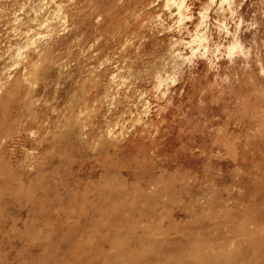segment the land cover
<instances>
[{
	"label": "rangeland",
	"instance_id": "obj_1",
	"mask_svg": "<svg viewBox=\"0 0 264 264\" xmlns=\"http://www.w3.org/2000/svg\"><path fill=\"white\" fill-rule=\"evenodd\" d=\"M0 90V264H264V0H0Z\"/></svg>",
	"mask_w": 264,
	"mask_h": 264
},
{
	"label": "bare ground",
	"instance_id": "obj_2",
	"mask_svg": "<svg viewBox=\"0 0 264 264\" xmlns=\"http://www.w3.org/2000/svg\"><path fill=\"white\" fill-rule=\"evenodd\" d=\"M172 1H176V0H172ZM225 1H226V0H225ZM202 21H203V20H202ZM239 25H240V24H239ZM224 26H225V25H224ZM197 35H198V34H197ZM198 36H199V35H198ZM198 36H197V37H198ZM198 38H199V37H198ZM194 39H195V38H194ZM202 39H203V38H202ZM205 39H206V38H205ZM201 41H203V40H201ZM201 41H200V42H201ZM188 43H189V42H188ZM194 43H196V42H194ZM202 43H203V42H202ZM202 43H201V44H202ZM196 44H197V43H196ZM235 44L237 45V42H236ZM231 46H232V45H231ZM237 46H238V45H237ZM239 46H240V45H239ZM239 46H238V47H239ZM199 47H200V46H199ZM232 47H233L232 50L234 49V50L236 51L237 47L234 46V45H233ZM198 50H199V49H198ZM207 50H208V49L206 48V50H204V51H207ZM195 52H196V51H195ZM233 52H234V51H233ZM193 53H194V52H193ZM235 53H236V52H235ZM206 54H207V53H206ZM216 55H217V54H216ZM232 56H233V55H232ZM39 57H40V56H39ZM188 59H189V58H188ZM3 72H4V71H3ZM3 72H2V74L4 75L6 72H5V73H3ZM8 73H9V72H8ZM2 77H3V76H2ZM12 77H13V76H12ZM10 78H11V76H10ZM8 80H10V79H8ZM1 90H2V89H1ZM1 90H0V91H1ZM68 126H69V125H68ZM68 126H67V127H68ZM69 128H70V127H69ZM64 129H65V128H64ZM64 129H63V130H64ZM65 130H66V129H65ZM106 131H108V130H106ZM106 131L104 132V134H107ZM108 132H109V131H108ZM62 134H63V133H62ZM62 134H61V133H60V134L57 133L56 135L59 136V135H62ZM109 134L111 135L110 132H109ZM109 134H108V136H110ZM58 136H56V138H57ZM102 136H103V135H102ZM103 137L105 138V136H103ZM58 138H59V137H58ZM108 138H109V137H108ZM112 138H113V137H112ZM112 138H111V140H112ZM109 139H110V138H109ZM209 199H210V198H209ZM252 222H254V221H252ZM236 237H237V236H236ZM237 238H238V237H237ZM239 238H241V237H239ZM119 241H120V240H119ZM231 241H232V240H231ZM234 241H235V240H234ZM234 241H233V243H234ZM114 242H115V241H114ZM194 242H195V241H194ZM230 243H231V242H229V244H230ZM233 243H232V244H233ZM225 244H226V243H225ZM229 244H228V245H229ZM232 244H230V245L232 246ZM235 246H236V245H234L233 247H235ZM121 247H122V246H121ZM225 247H229V246L225 245ZM225 247L223 246V248H225ZM233 247H231V248H233ZM213 249H214V248H213ZM213 249H212V250H213ZM228 249L230 250V247H229ZM220 250H221V249H220ZM116 252H117V251H116ZM203 252H204V250H203ZM205 252H206V251H205ZM119 253L121 254V252H119ZM201 254H202V253H201ZM227 254H228V253H227ZM123 257H124V255H123ZM121 260H122V259H121ZM258 260H259V259H258ZM119 261H120V260H119ZM122 261H123V260H122ZM197 262H198V258H197ZM220 263H221V262H220ZM224 263H225V261H224ZM226 263H227V262H226ZM228 264H229V263H228Z\"/></svg>",
	"mask_w": 264,
	"mask_h": 264
}]
</instances>
